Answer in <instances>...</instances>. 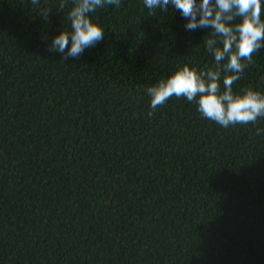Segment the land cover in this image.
<instances>
[{"label": "trees", "instance_id": "trees-1", "mask_svg": "<svg viewBox=\"0 0 264 264\" xmlns=\"http://www.w3.org/2000/svg\"><path fill=\"white\" fill-rule=\"evenodd\" d=\"M73 6L0 0V264H264V118L225 129L175 96L148 115V87L214 68L211 29L121 0L63 59ZM253 61L234 93L264 94Z\"/></svg>", "mask_w": 264, "mask_h": 264}, {"label": "clouds", "instance_id": "clouds-1", "mask_svg": "<svg viewBox=\"0 0 264 264\" xmlns=\"http://www.w3.org/2000/svg\"><path fill=\"white\" fill-rule=\"evenodd\" d=\"M143 3L149 10L167 11L174 7L187 20L186 30L210 28L214 37L204 41L207 51L214 55V68L198 72L184 66L166 80L148 87L149 116L175 96L186 97L189 102L195 100L202 117L225 129L237 124H255L258 118H264V94L251 88L242 90V94L232 89L244 69L254 63L253 54L264 48L262 0H143ZM31 4L38 5L39 0H31ZM120 4L121 0H73L68 15L71 31H61L55 36L49 51L61 54L63 59L80 57L85 49L94 47L105 36L89 14L106 5L119 7ZM42 15L47 20L48 10ZM237 20L240 22L236 23ZM262 134L264 128H257L255 135Z\"/></svg>", "mask_w": 264, "mask_h": 264}]
</instances>
